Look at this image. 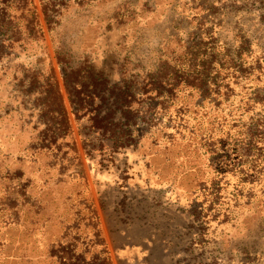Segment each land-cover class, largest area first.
I'll return each instance as SVG.
<instances>
[{
	"label": "rangeland",
	"instance_id": "374dc122",
	"mask_svg": "<svg viewBox=\"0 0 264 264\" xmlns=\"http://www.w3.org/2000/svg\"><path fill=\"white\" fill-rule=\"evenodd\" d=\"M56 2L0 0V264H264V0Z\"/></svg>",
	"mask_w": 264,
	"mask_h": 264
},
{
	"label": "trees",
	"instance_id": "16d2710c",
	"mask_svg": "<svg viewBox=\"0 0 264 264\" xmlns=\"http://www.w3.org/2000/svg\"><path fill=\"white\" fill-rule=\"evenodd\" d=\"M56 1L57 0H41V2H42L41 4H42V7H43V12H44V15H45L47 20H48L49 12L50 13L54 12L55 6L57 4ZM0 7H1V5H0ZM7 8H9V7L8 6L7 7H3V10L7 9ZM67 78H68V75L65 76V79H67ZM86 99H87V106L88 105L92 106L93 104H91V103L92 102H96V98H94L91 95L86 96ZM83 101H85V99ZM105 101L106 100L103 98L100 108L102 107V105L106 104ZM85 103H86V101H85ZM75 104H76V102H75ZM76 108H77V113L82 110L80 108L79 102L76 104ZM91 113H94V112L92 111ZM86 115H87V113H86ZM91 117H92V118H90L91 122H93L95 124V125H93V127L96 128L97 130H99V129H102V127H100L101 124H105L103 126H105L104 128H106L107 121H109V119L112 117V114L111 115L110 114L109 115H105V116L101 117L100 113H98V114L95 113ZM127 122L129 123L130 119H127L126 123ZM105 132H106V130H105ZM114 134H116L117 137L114 139L112 146H114L116 148H123L124 146L127 145V141H128V138H129V133L127 131H121L119 133H114ZM97 264H110V263L106 259H104L101 263H97Z\"/></svg>",
	"mask_w": 264,
	"mask_h": 264
}]
</instances>
